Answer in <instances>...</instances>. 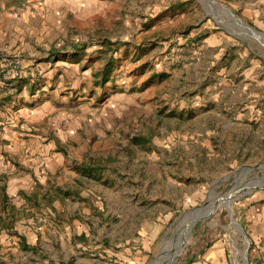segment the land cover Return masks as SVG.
<instances>
[{"label": "rangeland", "instance_id": "obj_1", "mask_svg": "<svg viewBox=\"0 0 264 264\" xmlns=\"http://www.w3.org/2000/svg\"><path fill=\"white\" fill-rule=\"evenodd\" d=\"M24 3L27 51L61 69L51 116L88 150L41 257L4 262L264 264V0Z\"/></svg>", "mask_w": 264, "mask_h": 264}, {"label": "crops", "instance_id": "obj_2", "mask_svg": "<svg viewBox=\"0 0 264 264\" xmlns=\"http://www.w3.org/2000/svg\"><path fill=\"white\" fill-rule=\"evenodd\" d=\"M27 1L0 0V264H6V255L23 248L31 251L28 259L35 257V251L41 257L46 222L59 215L60 202L70 201L69 187L77 183L74 159L88 150L83 141L79 149L75 146V139H85V135L71 131L72 124L68 130L65 126L61 129L64 121L51 116L57 109L54 96L58 91H49V87L60 85L61 69L51 60L38 62L39 54L27 51L26 31L36 36L40 24L37 16L14 13ZM48 5V10L57 9L60 2ZM14 56L20 58L28 74L34 71L35 75L26 74L20 80L4 78L6 62ZM252 215L256 223L251 234L264 251V209L260 207ZM4 223L9 224L5 227ZM51 245L54 250L59 242L53 239ZM42 261L60 264L58 249Z\"/></svg>", "mask_w": 264, "mask_h": 264}, {"label": "built area", "instance_id": "obj_3", "mask_svg": "<svg viewBox=\"0 0 264 264\" xmlns=\"http://www.w3.org/2000/svg\"><path fill=\"white\" fill-rule=\"evenodd\" d=\"M23 10V9H22ZM28 74L18 56L9 57L3 69L4 78L20 80Z\"/></svg>", "mask_w": 264, "mask_h": 264}, {"label": "water", "instance_id": "obj_4", "mask_svg": "<svg viewBox=\"0 0 264 264\" xmlns=\"http://www.w3.org/2000/svg\"><path fill=\"white\" fill-rule=\"evenodd\" d=\"M212 2V4H214L215 2L214 1H211ZM259 38L261 39V40H263L264 41V34H260L259 35ZM243 232V231H242ZM244 233V232H243ZM245 234V233H244ZM246 237H247V235H245ZM247 239H248V237H247ZM249 241V240H248ZM248 251V250H247ZM246 264H248V260H247V254H246Z\"/></svg>", "mask_w": 264, "mask_h": 264}, {"label": "bare ground", "instance_id": "obj_5", "mask_svg": "<svg viewBox=\"0 0 264 264\" xmlns=\"http://www.w3.org/2000/svg\"><path fill=\"white\" fill-rule=\"evenodd\" d=\"M264 42V41H263Z\"/></svg>", "mask_w": 264, "mask_h": 264}]
</instances>
